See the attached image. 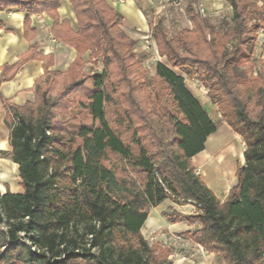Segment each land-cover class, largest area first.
<instances>
[{"label":"trees","instance_id":"obj_1","mask_svg":"<svg viewBox=\"0 0 264 264\" xmlns=\"http://www.w3.org/2000/svg\"><path fill=\"white\" fill-rule=\"evenodd\" d=\"M68 1L76 30L60 21L58 0H0V11L26 13L24 29L29 16L47 15L52 38L76 51L65 75L44 72L35 102L2 101L22 193L0 195V264H173L141 234L148 209L165 200L198 206L185 238L223 264H264V64L255 75L245 68L259 30L264 39V2L226 0V31L190 10L191 29L175 35L148 23L168 64L156 63L151 79L118 11L105 0ZM38 58L29 49L3 65L0 84ZM96 60L101 72L85 73ZM173 69L198 79L244 144L222 202L190 163L216 124Z\"/></svg>","mask_w":264,"mask_h":264},{"label":"crops","instance_id":"obj_2","mask_svg":"<svg viewBox=\"0 0 264 264\" xmlns=\"http://www.w3.org/2000/svg\"><path fill=\"white\" fill-rule=\"evenodd\" d=\"M58 1L57 14L60 21L67 20L70 27L76 30V19L69 1ZM105 1L122 15L123 20L120 29L134 41V52L141 50V48H137L136 41L140 35L148 31V23L143 14L144 6L142 4L152 6V0H124V3L112 2V0ZM263 2L264 0H260L256 3L261 5ZM211 6L214 9L211 8L210 16L219 14V4H211ZM25 17L26 13L15 8L0 11V23L2 25L0 28V68L3 65H15L19 57L25 55L29 49H35L36 56L39 57L36 60L25 62L11 80L0 84V195L6 191L12 194L22 193L18 166L9 157L11 152L9 129L4 123L5 109L2 101L16 107H23L26 103L35 102L37 97L36 84L42 79L44 72H58L65 75L76 57L74 49L52 38L50 35L52 21L47 15L42 13L29 16L27 28L24 29ZM210 137L211 135L207 139ZM201 180L203 181V179ZM203 183L220 202L225 199L228 190L235 184L233 181L229 188L221 190L207 186L206 181ZM161 206L172 207V210L180 216V221L174 220V218L167 219L160 210ZM187 206H178L169 200H165L158 206L149 208L141 234L143 235L145 230L155 232L160 229H163L165 234L177 232L176 228L184 221L183 218H186L181 208ZM208 257H214V255L208 254Z\"/></svg>","mask_w":264,"mask_h":264},{"label":"rangeland","instance_id":"obj_3","mask_svg":"<svg viewBox=\"0 0 264 264\" xmlns=\"http://www.w3.org/2000/svg\"><path fill=\"white\" fill-rule=\"evenodd\" d=\"M202 1L205 7L208 9V16L202 18L195 13V6ZM259 2L260 0H254ZM152 6H144L143 14L147 23L153 26L157 24V21H161L163 26L169 32L170 35H175L181 29H191L189 22V10L197 15L200 19L208 21L216 30L226 31L231 30L234 27V21L232 19V10L226 3V0H177L176 4L153 1ZM211 4H219V14L216 16H210ZM148 7V8H147ZM215 7V6H214ZM214 9V8H212ZM148 31L149 25H148ZM146 33V32H145ZM145 33L140 35L136 41L137 48L143 46L142 37ZM139 45V46H138ZM152 47L150 51L143 52L137 50L135 53L136 60L139 63V67L144 73L145 78L154 77V68L156 63H162L166 67L168 64L164 57L160 56L157 51L155 41L152 37ZM264 64V39L257 41L252 47V57L246 69H252L253 75H255L256 69ZM102 65L99 60L95 61V64H87L84 67V72L87 74L100 73ZM177 75L183 78L185 87L190 93L197 99L201 106L206 110L209 118L216 124L217 130L206 140L204 150L190 159L191 165L195 168L197 174L200 175L203 181H206L207 186L212 188H219L225 190L235 182V170L236 165H244L243 150L244 144L242 140L232 133V131L221 121V116L218 109L210 100L208 91L198 81L196 77L185 75L173 69ZM57 88L53 87L51 96H54ZM241 154V156H240ZM224 162L223 166H220L219 160ZM226 159V162L224 161ZM224 169V172L221 169ZM126 178H130L135 181L136 178L133 174L126 172L124 174ZM123 176V177H124ZM170 201V200H169ZM188 206L181 208L186 218H183L181 225L176 228L175 233L165 234L163 229L153 232L144 231L143 235L147 242L151 244H159L162 247L167 248L170 251L168 260L173 264H223V262L217 257H208V254L200 247L195 246L190 240L185 238V234L193 233L197 225L192 221V217L197 215L198 206L192 202H188ZM185 206V205H184ZM172 207L161 206L163 214L167 219H173L180 221L178 216ZM169 221V220H168ZM187 230V231H186Z\"/></svg>","mask_w":264,"mask_h":264},{"label":"built area","instance_id":"obj_4","mask_svg":"<svg viewBox=\"0 0 264 264\" xmlns=\"http://www.w3.org/2000/svg\"><path fill=\"white\" fill-rule=\"evenodd\" d=\"M153 1H162V2L172 3V4L177 3V0H153ZM112 2L124 3V0H112ZM195 13L202 18H205L206 16H208V9L205 7V5L202 1L197 3V5L195 6ZM262 38H263V33H262V31L259 30L258 31V40L261 41ZM142 40H143V46L141 47V49L143 52L148 53L150 51V48L152 47V45H151V40H152L151 32L146 31L145 36L142 37Z\"/></svg>","mask_w":264,"mask_h":264},{"label":"bare ground","instance_id":"obj_5","mask_svg":"<svg viewBox=\"0 0 264 264\" xmlns=\"http://www.w3.org/2000/svg\"><path fill=\"white\" fill-rule=\"evenodd\" d=\"M240 156H241V154H240ZM224 161L226 162V159ZM219 162H220L219 165L223 166L224 162L222 161V159H220ZM221 171L224 172V169L222 168Z\"/></svg>","mask_w":264,"mask_h":264}]
</instances>
